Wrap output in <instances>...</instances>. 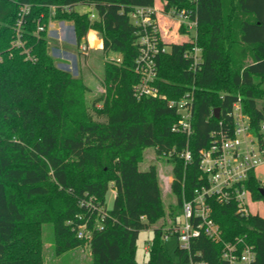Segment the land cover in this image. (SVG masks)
Masks as SVG:
<instances>
[{
  "label": "trees",
  "instance_id": "obj_1",
  "mask_svg": "<svg viewBox=\"0 0 264 264\" xmlns=\"http://www.w3.org/2000/svg\"><path fill=\"white\" fill-rule=\"evenodd\" d=\"M156 1L0 0V264H43L41 235L48 223L56 255L88 243L92 264H190L191 255L225 264L222 245L205 236L192 241L190 252L177 246L170 254L162 227L153 228L148 260L138 262L140 233L166 214L156 166L143 171L139 163L148 148L172 157V190L180 208L183 195L190 199L200 182L201 151L210 147L221 122L223 129L232 124L239 97L252 127L259 128L264 0H161L166 12L193 10L203 62L195 71L185 57L191 42L170 44L157 58L155 83L166 99L138 100L134 66L140 29L130 12ZM79 5L92 7L95 19L92 11L78 12ZM51 18L73 23L78 48L97 31L106 57L122 59L121 64L107 60L105 94L90 102L84 78L57 67L47 42ZM39 24L45 28L36 35ZM188 93L194 98L190 137L172 131L181 115L168 104ZM187 148L189 165L180 157ZM263 186L253 172L247 182L253 201L264 200ZM110 190L115 191L111 208ZM211 203L223 240H246L254 246L256 264H264V218L242 216L235 203ZM82 226L89 237L79 238Z\"/></svg>",
  "mask_w": 264,
  "mask_h": 264
},
{
  "label": "built area",
  "instance_id": "obj_2",
  "mask_svg": "<svg viewBox=\"0 0 264 264\" xmlns=\"http://www.w3.org/2000/svg\"><path fill=\"white\" fill-rule=\"evenodd\" d=\"M196 2V0H192ZM69 9V8H68ZM70 10V9H69ZM177 22L178 26L186 29L188 42L192 47L185 57L192 62L196 71L203 62V51L198 44V21L193 17V10L172 9L166 12L157 5L135 7L130 12L132 23L139 28V55L135 61L134 70L139 75V82L134 87V95L138 100L147 97L166 99L160 95L155 83L157 81V58L169 51V43L162 37L163 28L159 16ZM91 19H95L92 13ZM91 42L83 44L81 51H88ZM115 64H121L122 59L115 56L107 59ZM193 101L191 93L180 100H169L170 108H175L181 115L180 120L173 126L172 131L190 137L193 134ZM232 124L212 134L213 140L209 148L200 153L201 179L195 187L190 199L183 195L180 207L182 219L174 218L172 224L162 228L163 240L168 243L171 238L178 240V247L191 251L192 241L202 236L214 243L222 245V260L225 264H256L254 246L244 239L231 242L224 241L220 226L213 219L212 200L220 204L235 203L242 216L251 215L249 200L252 194L247 187L250 175L264 164V120L258 129L252 127L250 118L245 113L242 99L239 97L231 112ZM186 165L192 162V153L187 148L180 153ZM264 184V182H263ZM264 188V186L262 187ZM79 238H86V227H80ZM148 242L145 250L149 252ZM190 264H206L202 260L190 257Z\"/></svg>",
  "mask_w": 264,
  "mask_h": 264
},
{
  "label": "rangeland",
  "instance_id": "obj_3",
  "mask_svg": "<svg viewBox=\"0 0 264 264\" xmlns=\"http://www.w3.org/2000/svg\"><path fill=\"white\" fill-rule=\"evenodd\" d=\"M156 2L158 8L163 10L164 3H161V0H157ZM76 10L80 13L90 11L94 13V9L90 6L79 5L76 7ZM161 18L162 23L164 22L163 26L166 29L162 32V37H165L167 43L172 44L176 41L182 42L189 39V36L180 37V34H182V27L178 26L177 22L169 20L167 24V19L160 15L159 19ZM49 24L50 25L47 29L48 49L52 57L55 58L57 67L70 72L75 77L84 78L90 88L88 93V99L90 102L94 98L105 94L106 88L103 80L105 68L107 66V59L109 57H115L116 54L110 53L106 57L103 53L102 34L97 31H90L87 40L89 43L91 42V48L88 51H81L76 45L75 29L72 22H60L51 18ZM68 26H72L73 30ZM44 28L45 27L42 24H39L35 32L36 35H38L39 32L44 31ZM258 101L261 102L262 100L259 99ZM94 118L100 122L105 121V117L100 115L95 114ZM151 165H155L157 168L166 214L165 217L154 224L151 229L144 230L140 233L137 243L138 262L148 260V253H146L145 248L148 242H151L153 239V228L168 227L174 221L173 218H178L179 220L182 219V210L176 207L178 205V200L172 190V184L174 181V162L172 157L158 155L155 149L148 148L143 152V158L139 163V167L144 171L149 169ZM255 176L257 179L264 182V164L256 169ZM113 191L114 190H110L107 194V205L109 208L113 206L114 202ZM248 204L252 214L264 218V200H249ZM172 213L174 214L173 217ZM81 217L82 216H80V218ZM88 235L89 232H87V236ZM41 239L43 247V264H92L88 243H85V245L79 248L65 252L64 254L56 255L53 226L50 223L43 225ZM177 246L178 240L175 237L171 238L167 243L168 252L173 254Z\"/></svg>",
  "mask_w": 264,
  "mask_h": 264
},
{
  "label": "crops",
  "instance_id": "obj_4",
  "mask_svg": "<svg viewBox=\"0 0 264 264\" xmlns=\"http://www.w3.org/2000/svg\"><path fill=\"white\" fill-rule=\"evenodd\" d=\"M162 18L160 19V24H161V27L163 28V30L165 31L166 29L164 28V26H163V23H162ZM166 22V21H165ZM168 22H169V20H167V24H168ZM69 28H71V30H73V27L72 26H68ZM182 36H186V35H182V34H180V37H182ZM187 40H184V41H176L175 43H184V42H186ZM102 46H103V44H102ZM113 193H114V198H115V191H113Z\"/></svg>",
  "mask_w": 264,
  "mask_h": 264
},
{
  "label": "water",
  "instance_id": "obj_5",
  "mask_svg": "<svg viewBox=\"0 0 264 264\" xmlns=\"http://www.w3.org/2000/svg\"><path fill=\"white\" fill-rule=\"evenodd\" d=\"M215 117H216L217 119L220 118V109H216V110H215ZM260 193H261L262 197H264V188H261V189H260Z\"/></svg>",
  "mask_w": 264,
  "mask_h": 264
}]
</instances>
